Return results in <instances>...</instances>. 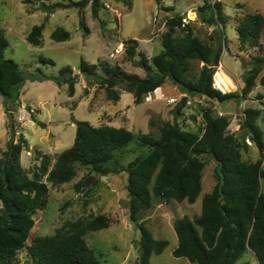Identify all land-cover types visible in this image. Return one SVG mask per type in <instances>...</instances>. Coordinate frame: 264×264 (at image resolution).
Returning <instances> with one entry per match:
<instances>
[{"label": "rangeland", "instance_id": "374dc122", "mask_svg": "<svg viewBox=\"0 0 264 264\" xmlns=\"http://www.w3.org/2000/svg\"><path fill=\"white\" fill-rule=\"evenodd\" d=\"M75 1L79 0H45L44 3L38 0H0V29L9 42L5 58L14 60L25 74L41 69L48 75L57 76L63 67L70 66L78 75L73 96H69L67 85L60 87L53 79L26 80L18 101L7 105H4V97L0 93V157L8 148V142L17 143L23 135L28 146L22 147L20 163L29 176L39 171L46 155L51 159L49 169H56L59 154L74 143L75 119L90 121L95 126H125L132 130L134 138L113 153L108 165L114 172L107 175L77 164L76 176L70 182L54 183L48 180L47 175L42 176L50 189L49 201L46 208L34 215L35 225L27 246L18 252V260L20 264H32L28 246L35 237L66 231L75 221L85 222L104 214L110 219L109 226L85 234V239L103 264L139 262L140 245L135 236L141 223L154 238L169 241L161 254L151 256V264H195L185 257L173 255L178 245L174 223L184 215L194 218L201 213L203 196L211 192L217 182L216 160L209 154L201 156L205 168L202 191L195 203L167 201L153 196L152 207L143 211L137 222L130 218L127 169L133 161L151 150L150 146L141 143V136L158 138L160 127L165 122L174 121L185 130L202 134L205 129L203 112L209 108L227 116L228 130L241 143L243 159L254 162L263 158L264 169V151L254 142L253 132L243 129L245 110L250 107L261 110L257 124L264 141V86L260 83L264 69L257 76L252 91L241 96L245 74L252 68L253 57L264 56V32L257 46L247 45L242 49L236 30L238 18L253 12L264 14V0H220L227 24L223 29L220 26L221 34H225V46L214 75L217 71H226L222 76L223 88H226V93H237L240 97L220 101L206 95L185 94L167 78L162 87L145 95L138 104L134 95L122 86H118L120 99H109L105 87L95 79L88 80L81 72V59L90 63L118 64L126 71L144 77L147 73L133 63L125 40H137L135 59H139L141 54L152 58L163 50L162 36L167 30V20L175 14H180L185 23L190 22L195 34L203 41L217 45L220 34L214 36L215 26L202 22L198 17L204 0H163L161 8L155 0H130V5L101 0L97 15L93 13L91 3L80 8L72 4ZM39 24L44 25L42 43L33 45L27 37L33 26ZM57 27L70 31V38L54 40L52 32ZM204 64L198 59L190 61L191 77L198 78ZM98 72L103 73L101 68ZM9 112L14 121L12 128ZM261 183L264 190V177ZM243 260L259 264L251 251L244 255Z\"/></svg>", "mask_w": 264, "mask_h": 264}, {"label": "trees", "instance_id": "16d2710c", "mask_svg": "<svg viewBox=\"0 0 264 264\" xmlns=\"http://www.w3.org/2000/svg\"><path fill=\"white\" fill-rule=\"evenodd\" d=\"M38 1L44 3L45 0ZM114 1L131 4L130 0ZM155 1L159 7L162 5L163 0ZM212 1L204 0L198 17L202 22L215 26L214 36H222H218L217 45L203 41L195 34L190 22L185 23L180 14H175L167 20V30L162 36L163 50L152 58L141 54L139 59H135L137 40H125L128 55L137 67L147 73L146 76L128 72L118 64L90 63L84 58L80 63L81 72L88 80L95 79L105 87L108 98L114 101L120 99L118 86H122L134 95L135 103H141L145 95L162 87L167 78L185 94L206 95L220 101L240 97L237 93H222L214 87L215 67L221 61L225 46V34H221L220 26L222 29L226 26L227 16L222 2ZM90 3L97 15L101 0L72 2L80 8ZM43 29V24L33 26L28 41L40 45ZM236 30L242 49L247 45L257 46L264 32V14H245L237 19ZM70 36V31L63 27L52 32L56 41H65ZM8 46L9 42L0 29V93L4 97V105L18 101L28 79H53L60 87L67 85L69 96L75 94L78 75L70 66L63 67L57 76L48 75L41 69L25 74L14 60L5 58ZM194 59L205 63L196 79L189 74L190 61ZM99 68L102 74L98 72ZM263 69L264 56L253 57L252 68L245 74L241 96L252 91ZM260 83L264 86V75ZM260 111L251 107L245 110L243 129L253 132V140L263 152V135L257 124ZM203 117L205 129L202 134L185 130L174 121L165 122L160 127L158 138L152 135L140 137L141 143L150 146L151 150L133 161L127 169L130 218L137 222L139 215L152 207L153 196L167 201L195 203L202 191L205 168L201 156L209 154L217 162V182L212 191L203 196L199 215L194 218L184 215L175 221L178 245L173 255L185 257L195 264H251L243 260L244 255L251 251L259 264H264L263 158L254 162L243 159L242 145L228 130L227 116L209 108L204 110ZM74 123L77 127L74 143L59 154L56 169H49L51 159L46 155L39 171L29 176L20 163L22 147L28 146L23 135L17 143L8 142V148L0 157V264H20L18 252L27 246L35 225L34 215L46 208L49 201L50 189L42 180L43 175L54 183L70 182L76 176L77 164L107 175L114 172L108 165L113 153L134 138L132 130L125 126H95L90 121L78 119ZM109 223L106 215L98 214L85 222L71 223L66 231L35 237L28 246L32 264H103L88 244L85 234L107 228ZM140 228L143 233L137 242L141 255L136 264H151V256L161 254L169 241L154 238L143 223Z\"/></svg>", "mask_w": 264, "mask_h": 264}, {"label": "built area", "instance_id": "2783aa9c", "mask_svg": "<svg viewBox=\"0 0 264 264\" xmlns=\"http://www.w3.org/2000/svg\"><path fill=\"white\" fill-rule=\"evenodd\" d=\"M214 87L216 89H219L222 93H226V88H223V83L220 78H218L217 75H214ZM247 141H250V137H247Z\"/></svg>", "mask_w": 264, "mask_h": 264}, {"label": "water", "instance_id": "95a60500", "mask_svg": "<svg viewBox=\"0 0 264 264\" xmlns=\"http://www.w3.org/2000/svg\"><path fill=\"white\" fill-rule=\"evenodd\" d=\"M9 119H10V127L12 128V127H14V121H13V116H12V114L9 112ZM141 234H142V229L141 228H139L138 230H137V232H136V239L138 240V241H140L141 240Z\"/></svg>", "mask_w": 264, "mask_h": 264}, {"label": "bare ground", "instance_id": "6f19581e", "mask_svg": "<svg viewBox=\"0 0 264 264\" xmlns=\"http://www.w3.org/2000/svg\"><path fill=\"white\" fill-rule=\"evenodd\" d=\"M225 72L226 71H224V70L222 73L220 71H217V76H218V78H220L222 80L223 86H224V80L222 79V76L225 75Z\"/></svg>", "mask_w": 264, "mask_h": 264}]
</instances>
